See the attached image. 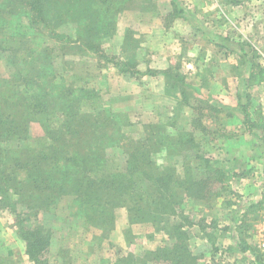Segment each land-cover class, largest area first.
Instances as JSON below:
<instances>
[{
    "label": "rangeland",
    "instance_id": "obj_1",
    "mask_svg": "<svg viewBox=\"0 0 264 264\" xmlns=\"http://www.w3.org/2000/svg\"><path fill=\"white\" fill-rule=\"evenodd\" d=\"M96 1L84 0L83 9L82 4H74L73 0H48L45 2V8L49 9L44 12L45 21L36 23L30 17L32 13L26 0H0V112L11 111L8 102L16 106L19 102L24 104L19 106L21 114L11 111L13 117L7 118L13 124L0 130V264H122L120 259L128 248L114 243L116 240L110 233L117 223L124 226L125 216L117 217L115 210L130 203V199L124 196L113 210L97 195L96 200L102 207L92 209L89 205L95 199L85 181L95 173L76 178L75 167H64L71 171L68 174L63 167L61 173H53L48 162L58 165L65 162L62 157L66 154L64 149L72 146L76 138L89 143L96 137L105 136V142H113L106 162L109 172H124L128 166L126 152L139 149L146 143L145 148L152 152L153 168L171 171L173 166L190 160L195 150L192 146L196 144L192 137L193 127L198 130L204 124L208 126V132L198 145L200 150L213 151L217 156L216 167L210 174L214 175L213 188H221L218 181L222 179L221 171L215 174L216 170L238 168L242 173L236 178L224 175L230 189L225 190L223 199H234L236 204L227 208L218 201L214 209L213 204L218 200L214 194L207 200H196L200 212L194 213L197 207L188 210L184 204L182 213L189 219L192 214L193 217L206 214L201 217V222L210 227L205 233L211 235L215 245L208 236V241L205 240L209 245L205 243L209 251H220L216 264H252L254 257L249 251L243 255L238 252L226 255L222 251L228 244L239 247L240 236L238 238L233 219L238 217L234 213L237 209L241 211L239 218L246 223L243 231L246 242L262 251L260 245L264 239L258 230L260 221L264 220V128L249 133L244 119L247 115L254 119L264 118V78L259 79V86L251 89L250 98L243 94L241 103L247 108H240L237 94L245 91L243 77L248 76L251 64H245L237 54L227 55L217 42L226 36L239 41L238 35H242L255 46V52L249 54L251 58L264 67V0H240L238 5L232 0L223 5L218 0L222 8L218 4L213 9L207 6L208 12L201 14L202 21L207 23L204 30L198 32L193 28L196 30L193 35L189 26L182 30L183 27L178 25L181 33L171 31L170 38L175 44L169 51L175 55H169V62L173 60L169 70L193 71L180 83L167 82L159 76L138 81L133 76L142 78L138 76L141 74L138 67L146 70L149 63L145 24L147 9L151 6L147 0H114L117 10L110 6L95 10L94 36L90 34L86 38L83 10L89 6L94 8ZM109 3L112 4L111 0ZM157 4L170 14L173 5L168 0ZM99 13L102 17L105 14L106 20L104 17L101 20ZM118 16L123 18L119 26ZM169 17L172 19L176 15H167ZM96 31L100 32V37H95ZM179 34L198 38L199 45L187 51L189 56L198 52L197 63L190 64L183 54L178 53L181 52L177 45ZM89 42L93 47L87 46ZM161 56L159 62L162 61L164 66L167 55ZM51 81L57 88H49ZM50 91L53 95L49 94ZM201 98L207 102L202 103ZM196 105H205L200 107L203 116L197 122ZM212 105H226L232 110L226 124L223 125L221 120L219 124ZM74 107L81 112H102L98 117L100 129L97 134H91L90 121L75 123L69 116L59 113ZM2 120L5 118L0 116V122ZM18 124H24L26 135L19 134L22 130H17ZM64 125L71 129L83 127L84 130L78 137L53 132ZM116 128L119 131L113 133ZM223 129L225 135L221 133ZM47 154L52 159L36 164ZM228 154H236L238 160L228 159ZM63 175L71 176L69 179L75 185L73 182L66 185ZM235 190L239 196L228 194ZM143 196L142 207L147 210V195ZM130 204L135 205L134 202ZM131 209L133 207L126 212L128 216L135 212L142 215ZM214 213L220 216L218 225L211 223ZM227 224L234 229L227 230ZM157 226L161 229L170 226L166 216ZM153 230L151 228L149 232ZM194 231L197 236L193 241L198 244L203 231L200 232L198 227ZM149 232L146 233L150 235ZM28 237L32 240L43 237L44 248L31 247L32 240L29 241ZM155 240L161 243L162 234H157ZM206 245L199 242L194 253L207 250ZM146 246L144 241L143 247ZM27 249L36 254V261Z\"/></svg>",
    "mask_w": 264,
    "mask_h": 264
},
{
    "label": "trees",
    "instance_id": "obj_2",
    "mask_svg": "<svg viewBox=\"0 0 264 264\" xmlns=\"http://www.w3.org/2000/svg\"><path fill=\"white\" fill-rule=\"evenodd\" d=\"M108 1L109 0H98L95 2V5L93 4L94 8L89 6L86 10H83L84 13L86 14L84 16V25L86 26L84 35L86 38H89L90 34H92V32L95 30L94 28H95L96 20L93 18L95 10L100 11V9L104 7L107 8L108 6L116 9L117 7L116 2H114V0H111L112 4L110 3L108 4ZM229 1L231 0H221V3L223 5H227ZM45 2L48 3V0H26V5L29 11L32 13L30 14V17L36 23H38V21H43V22L45 21L44 12L45 11L48 12L49 10L45 8ZM232 2L234 3V5H238L237 3H239L240 0H232ZM73 3L78 4V5L82 4L83 9H85V5L83 4L85 3L84 0H73ZM113 3H115V5ZM172 5H173L172 6L173 10L169 14L170 16L177 15V16L183 17L185 20H188L194 26V28L197 29V31L198 30L202 31L205 29L204 25L205 24L207 25V23L205 21H202L201 17H198V13L196 11L194 12L191 11L188 8L189 7L188 4H186L184 0H172ZM49 14L51 15V13ZM103 17H104V20H106L105 14L103 15ZM103 17L99 13V18L101 20H103ZM174 18L175 17H173V19ZM167 19L170 20L171 18L169 17ZM92 36H94V34H92ZM95 37H100L99 31L95 32ZM235 40L236 38H234L233 36H226L224 37L223 41L219 40L217 44L221 50H224L226 52L227 55L237 54L240 59L241 58L244 59L245 64H248V63L251 64L248 76L243 77V80L245 81V85H246L245 91L242 94L240 93L237 94L238 102H239V105L241 106L240 108L245 110L247 108L246 107L247 105L241 103L243 94L246 97L250 98L251 93H252L251 89L255 86H259L260 85L259 79L264 78V67L261 66L258 62H256V60L252 59L251 56L249 55L251 51L255 52L256 50L254 44L251 41L246 40L240 34L238 35L239 41L236 40L235 42ZM87 46L93 47L91 42H89ZM106 55L107 57H109L108 56L109 54L106 53ZM168 80L169 82L177 83L176 81H178V83H180L185 80V77L181 75V72H176V71L172 72L169 70ZM49 84H50V87H49L50 89L57 88L55 86V82L51 81ZM50 92L51 93L49 94L53 95V91H50ZM20 94L21 96H23L21 92H19V95ZM199 100L202 103L207 102L204 98L203 99L201 98ZM23 105L24 104L21 102H19L17 106L13 102H8V107L11 106L10 109L13 113L18 112V114H21V111H20L21 107L19 106H23ZM201 106H205V105H196L195 107L198 113L195 119L196 122L199 121V119H201L203 116V114L202 113L200 114V111H199ZM212 106H215V105H212ZM28 107L31 108V106H28ZM11 111H7L3 113L0 112V116L5 118V120H2L0 122L1 131L8 128L6 126L13 124V122H10L11 120H9L10 118L13 117V113ZM214 111H216L215 112L217 116L216 119L219 120V124H221L220 120L223 122V125L226 124L227 119L230 118V116H232V110L229 108V106H226V105H223L222 107L215 106ZM59 113H61V115L63 116H69L70 121L73 120V122L75 123L90 121L91 125H89V127H90V131L92 129L91 134L94 135L99 132V129H100L99 122L100 121H98V117L102 116V112H100V110H98L97 112L87 113V112H81L80 110H77V108L75 109L74 107L72 110H60ZM18 116H22V115H18ZM93 121H96V122L93 123ZM244 122L247 125L245 126L246 130L249 133L250 132L252 133V131H254L257 128H262V127L264 128V118L254 119L251 117L249 118V115H247L244 119ZM18 125L19 126L17 127V130H22L19 134L26 135L27 129L25 126H23L24 124L22 125L18 124ZM221 127L223 128V126ZM82 129L84 130L83 127H80L79 129L74 127L71 129L70 127H67L66 125H64V126H60L57 130L54 129L53 132L57 134V132L60 131L61 134H66L68 136L77 135L78 137L79 134L82 133L83 131ZM201 129L205 133L208 132V126H205V124L204 126L201 125ZM87 131L88 129L86 130L85 133H87ZM117 131H119V128H116L113 133L115 132L117 133ZM224 132H225V129L222 130L221 132L222 135H225ZM209 134H211V132ZM263 136L261 135L259 137H263ZM106 138L107 137L105 136L96 137L89 143H85L84 141L82 142L80 139L76 138L72 146H68L64 149V152L66 154H64V156L62 157L65 158V162L61 163L60 165H58L56 162L54 163H52V161L48 162L52 165V169L50 172L61 173V169L63 167L65 173L68 174V173H71V171L65 170L64 167H67V168L75 167L76 169L74 173L77 174L76 178L85 176L91 173H97L96 175L97 177L94 175L93 176L90 175L86 178V181H85L87 189H89L90 194L95 199L94 203L89 205V207H92V209H94L95 207H100V206L102 207V205L98 204L96 200L98 199L97 195L100 196V199L104 200L106 204L110 205L113 210H115L117 206V204L115 205V203H118L121 199H123L124 196H127V198H129L130 201L135 203L134 206H131V207L128 206L129 208L133 207V209H131L132 212L137 210V212H141L143 215L147 211V217H152L153 220L155 219L163 220V216L167 215L168 219L166 218V220L168 224H170V226L166 229L171 228L170 222L173 220L172 217H169V216H175V215L179 216L182 222L175 224L174 226H172L170 230H168L170 231L171 236H173L172 244L159 247L158 250L156 251L155 259L160 260V261L162 260L164 262L167 261V262H170L171 264H192L191 261L195 259V256L193 254L191 256L189 252L187 243H188V236H189L188 232L190 231L185 228V224L190 223V220L187 216L186 218L184 217V214L182 213V210H181L183 208V204L185 203V199H186L185 197H190L193 195V197L195 196V198L197 199L201 198V199L207 200L210 197H212V195L215 194L218 199L217 201L223 202L222 205H224L225 200L223 199V196L225 194V190L228 188L230 189L229 185L226 184V180L224 179V175L226 176L225 174L226 172L222 168L221 170H216L215 172L216 174L218 171H221L222 179L218 180L221 182L220 190H215L214 188H212L213 187L212 185L215 184V181L214 182L212 181L214 175L213 176L207 175L209 178H207V176L205 178H200L201 175L199 174L197 176L199 179H196L197 177L191 174V169L189 165L186 169V178L181 183L180 179L176 178L174 173H171V172L163 173L159 170V168L157 167L155 169L153 168L154 163L151 160V158H153L151 155L152 154L151 149L147 150L145 148V146L147 147V143L144 144L139 149L135 148L131 150V152H126L128 153L127 154L128 158L126 159L128 166H126V168L124 169V172H109L106 169V162L109 161V158H108L109 151L108 150L110 146L113 144V142H105ZM199 155L200 157L198 159L197 167L199 168L203 167L206 170H208L211 161H209V158L206 155H203L201 153ZM49 159H52V158H50L49 155L47 154V156H44L43 159L36 162V164L37 163L41 164L43 161L47 162L46 160H49ZM48 163L46 164V167ZM33 167L35 166H32V168ZM233 175L236 177V176H239V173L235 171ZM62 177L66 181L65 183L66 185H69L71 182H73V184L75 185V182L69 179V177L71 176L63 175ZM197 182H198V185H195ZM183 183L186 186L185 189H186L187 196H184V195L179 196L178 193H176V186L177 185L182 186ZM216 184L218 183L216 182ZM6 186L7 188H10V186L8 185ZM215 188L217 189L216 186ZM228 194L240 195L238 193H235L234 191H230ZM143 195H147V199H146L147 200V210L146 208L142 207L143 201H144ZM127 198H124V199L126 200ZM219 198L222 200H220ZM230 202H231V199H229V205H230ZM101 210L103 209L101 208ZM238 211L240 210L237 209L235 212L236 216H238L239 214ZM135 215L140 216V215H137L136 212L131 216L133 217ZM233 219L237 220L238 217H235ZM192 224H193V221L190 223L189 226H191ZM245 225L246 223L243 222L239 224V226L238 225L236 226V228L239 230L241 234L240 238L238 239L239 247L235 248L234 246H231L229 250L233 252H238L242 255L243 253H246L249 251L248 253H250V255L254 257V260L251 262L252 264H264V253L262 251L257 250L254 246L248 244L244 238L243 231H245L244 230ZM225 228L229 229L228 226H225ZM33 236L34 235L32 234V237ZM35 238L36 240H32V238L30 237L27 238L29 241L32 240L31 247L37 246L39 247V249L41 248L43 249L44 248V238L43 237H40V238L35 237ZM27 252L30 255H34L32 254L33 251L32 250L30 251V249H27ZM37 252L39 251L36 250V253ZM33 258L35 259V261L38 259V257H36V254L33 256Z\"/></svg>",
    "mask_w": 264,
    "mask_h": 264
},
{
    "label": "crops",
    "instance_id": "obj_3",
    "mask_svg": "<svg viewBox=\"0 0 264 264\" xmlns=\"http://www.w3.org/2000/svg\"><path fill=\"white\" fill-rule=\"evenodd\" d=\"M159 1H163V0H147V2L151 6L150 9H147V23L145 24V25H147V41H148L147 42V57H149V61H148L149 63H147L148 66H147L146 70L138 67V71L141 72V74L138 76H141L142 78L139 79V78H137V75H133V76H135L136 80H138V81H142L144 77H147L150 79V76H153L155 78H157L156 76H159V78L163 77V79L165 78V81L168 82L169 81L168 80L169 68L173 64V60H171L169 62V59H170L169 55H171L172 57H174V55H175V53L173 55V53H171L169 51V49L171 50V47H173L175 44V42H174L175 40H171V38H170L171 31H176L178 33H181V29L178 27V25H181L183 27L182 30H186V27L189 26L188 29L190 30V32L193 33V35H195L194 32L196 30H193L194 26L188 20H185L183 17L176 15L177 17H175L174 19L172 18L171 20H168L167 15H169V13L168 12L165 13V10H163L160 7V4H157ZM184 1L186 2V4H188V6H189L188 8L192 12L196 11L198 13V17H201V14H205V12H208V10L206 9L207 6H209L210 8L212 6L211 9H213V6H215V4H218V6L220 8H222L221 4L218 3V0H187V1L184 0ZM168 2L172 5V0H168ZM225 8H226V6H225ZM172 10H173V8H172ZM172 10H170V13ZM164 14L166 16H163ZM121 16H118V18H117L118 26L120 25V22H122V19H123ZM117 28L120 29V27H117ZM128 28L130 29L131 27H128ZM134 29H136V28H134ZM179 36H181V34H179ZM189 38L191 39L190 41L188 40ZM178 39L179 40H178L177 45L180 46V49H181V52H178V53L183 54L185 56V58L187 59V62H190V64L197 63L196 61H197V58L199 56L198 52L192 53L189 56V55H187V51L192 50L193 47H195L196 45H199L198 44L199 43L198 38L194 39L193 37H187V35H184V36L179 37ZM155 49H157V50H155ZM162 54L167 55L164 57V61L167 60V63H165L166 65H164V66L161 65L162 61L159 62L160 57H162L161 56ZM157 59H158V61H157ZM152 71H154V72L152 73ZM192 73H193L192 70H190L189 73L181 71V75L185 78H186V76H188L189 74H192ZM123 76H125V75H123ZM125 78H127V77L125 76ZM181 94H183V93H181ZM197 128L198 127H193V130H192L193 131L192 137H193V139L195 138L196 144H194L192 146V149L193 150L195 149V150L192 152L193 155L190 158V160L185 161V162H180L181 164H179L177 166H173V169L171 171H164L163 169H159L163 173H165V172L174 173L175 177L180 179L181 183L186 178V169H187L188 165L190 166L191 174L194 175L195 177H197L199 174L200 175L213 174V169H215V167H216L215 166L216 165L215 164V157H217L216 154H213V151L206 152L204 149L200 150V147L198 144H199L200 140L203 139L205 132L201 131L200 128L197 130ZM200 153L203 155H206L209 158V161H211L208 170H206L203 167H201V168L197 167L198 159L200 157V155H199ZM228 155H229L228 159H231L233 161L238 160L236 154H234L233 156L230 154H228ZM181 158H182V155H181ZM225 169H223L226 172L225 174L227 176H231L232 178L237 177V176L235 177L233 175V173L235 171L239 173V177L242 175V173L238 170V168H235L234 170H231L229 168H227L226 170ZM96 175H97V173H95V176ZM196 179H199V178L197 177ZM195 185H198V182ZM185 188H186V186L184 183L182 186L177 185L176 186V193H178L179 196H182V195L187 196ZM235 191H234L235 193H239L237 190H235ZM231 196H239V195L235 194V195H231ZM185 198H186V200H185L186 203H184V204H187L186 207L189 208L188 210H190L194 207H197L196 210L193 212L196 213L197 210H199V212H200L201 208L198 207V205L195 204V202H197L196 200L200 201L201 199H197V198H195V196L193 197V195L190 197H185ZM234 201H235L234 199H231V202L229 205V198H226L224 201V206L227 208L234 207V204H236ZM189 202H191L193 205H191ZM130 203H132V201H130ZM130 203L124 204L123 207H118L120 205V203H116L117 204L116 208L117 207L118 208L117 209L115 208L116 209L115 213H117V217L119 216V218H121L122 216H125L124 217L125 222H124V226L120 223H117V225L113 228V230L110 233L111 238L113 237V240L114 241L116 240L114 243H116L117 245H120L121 247L128 248V250H125V254L120 259L121 263L122 264H164V263L166 264V263H168L167 261L164 262L162 260L161 261L156 260L155 259L156 251L161 246H167V245L172 244V237L173 236H171L170 231H168V230H170L172 228V226H174L175 224H178L179 222L181 223L182 222L181 218L179 216H176V215L175 216H169V217H172V219H173L171 221V228L166 229L164 227V229L163 228L161 229L157 226L158 222H160V219L153 220L152 217H147V212L144 213L143 215L138 216V217H135V216L132 217L131 215L128 216L129 214L126 212H128V208H129L128 206H131ZM217 203H218V201L216 200L213 204V206L215 205L214 209L216 208ZM222 203L223 202H220L221 206H222ZM184 204H183V207L185 208ZM210 208H213V207H210ZM214 209H211V210H214ZM149 214H151V213H149ZM240 214H241V211H240ZM240 214H238V219L234 220L236 223L235 228H236V225L238 222H239V224L245 222V220H243L242 218H239ZM203 215H206V214H200L199 213L198 216H196V217H193V214H192V216L189 220H190V223L193 221V224L191 226H189L190 223L185 224V228L190 231V232H188L189 236H188V243H187L188 248H189V252H192L193 255L195 256V259L191 262H192V264H216V260L219 256L218 252H220V251H214V252L212 250L209 251L208 246L206 245V243L209 245V243L207 242L208 241L207 236H208L209 240L213 242L212 243L213 246L215 245V241L213 239L212 240L210 239L211 235L209 236L208 232L205 233L206 231L210 230V227L202 225V222H201L202 218L201 217H203ZM165 216L168 219L167 215H165ZM219 221H220V216H218L217 214L214 213L211 217V223L218 225ZM226 226L229 227V229L227 228V230L234 229L230 224H227ZM196 227H198L200 232H201V230L203 231V233H200L201 239L198 241V244H196L197 242L193 241L195 239V237L197 236L195 234V231H194ZM145 228L146 229L148 228V229L145 230ZM151 228H153L154 230L152 232H149L151 230ZM135 229H138V231H136ZM236 230L235 231L237 232L238 238H239V236L241 234H240L238 229H236ZM146 232H149L150 235H148ZM159 233L162 234V238H163V241L161 243L157 242L155 240V237ZM144 241L147 242V246L145 248L143 247ZM199 242H202L204 245H206L207 250H204L201 253L197 254L196 252L194 253V250L195 249L197 250V248H195V247L197 245H199ZM140 243H142V248H139ZM132 245L134 246L133 248H132ZM231 246H232L231 244H228L227 246H225V249L222 252H225L226 255L232 254L233 251L229 250V248ZM198 247L200 248V246H198Z\"/></svg>",
    "mask_w": 264,
    "mask_h": 264
},
{
    "label": "built area",
    "instance_id": "obj_4",
    "mask_svg": "<svg viewBox=\"0 0 264 264\" xmlns=\"http://www.w3.org/2000/svg\"><path fill=\"white\" fill-rule=\"evenodd\" d=\"M258 232H259L260 237H262V239H264V220L260 221ZM260 248H261L262 252L264 253V242L262 245H260Z\"/></svg>",
    "mask_w": 264,
    "mask_h": 264
}]
</instances>
